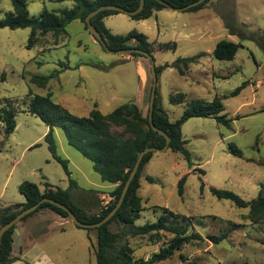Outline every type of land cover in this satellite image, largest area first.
Masks as SVG:
<instances>
[{
	"label": "rangeland",
	"instance_id": "obj_1",
	"mask_svg": "<svg viewBox=\"0 0 264 264\" xmlns=\"http://www.w3.org/2000/svg\"><path fill=\"white\" fill-rule=\"evenodd\" d=\"M25 1L31 17H39L45 9L60 14L75 5L59 0ZM0 8V18L13 12L12 0H0ZM104 23L115 35L136 31L155 44L156 66L169 65L159 74L157 100L170 121L179 120L190 101L211 102L215 97L222 98V114L231 120L226 127L213 118L189 119L182 134L190 163L169 149L153 153L144 167L139 195L145 210L135 226L157 222L168 209L180 216L172 217L169 224L188 226L189 235L203 237L154 264H264V220L251 221L249 208L218 199L210 190L232 191L251 201L264 187V0H208L198 11L165 8L139 21L119 13L106 17ZM30 34L29 28L0 29V226L3 215L19 212L27 202L19 191L22 182H32L41 191L45 183L70 188L64 168L52 158L42 137L48 127L28 112L35 96L51 95L55 103L78 117L88 116L94 108L107 115L127 103L137 104L144 117L149 113L153 80L146 57L108 53L80 20L69 23L65 34L41 35L32 49L27 48ZM222 40L241 44L234 60L214 58L213 51ZM169 42L177 44L176 51L157 49L158 44ZM196 55L201 57L185 75L172 67L179 58ZM62 62L69 65L67 69L59 65ZM54 72L58 74L51 78ZM34 76L49 77L48 85L33 84ZM243 83L246 87L230 96ZM178 93L185 95V101L172 103L170 95ZM3 108L15 112L17 128L10 136L1 121ZM55 134L59 155L69 161L71 178L80 189L92 191L71 188L74 202L87 213L99 215L113 203L111 192L116 186L102 182L93 163L68 145L61 129ZM231 144L242 151V157L232 153ZM147 176L155 183L148 182ZM184 176L180 196L178 182ZM109 228L118 236L119 245L129 244L135 257L145 260L174 237L166 232L133 236L131 226L117 222ZM226 231L229 237L219 244L209 238ZM14 237L15 255L20 246L23 251L13 264H97L96 229H79L48 208L19 222Z\"/></svg>",
	"mask_w": 264,
	"mask_h": 264
},
{
	"label": "trees",
	"instance_id": "obj_2",
	"mask_svg": "<svg viewBox=\"0 0 264 264\" xmlns=\"http://www.w3.org/2000/svg\"><path fill=\"white\" fill-rule=\"evenodd\" d=\"M60 2H74L72 9H65L59 13L45 9L39 17H31L25 0H12L13 12L6 14L0 18V29H30L31 34L28 39L27 48H34L39 37L43 34L53 33L59 36L66 33L67 25L72 21L80 20L88 28L86 17L98 7L103 5H116L127 11H135L140 6V0H59ZM169 5L175 8H181L198 0H165ZM208 2L194 7L188 11H198ZM166 7L155 0H145V7L141 13L132 16L133 20H146L153 16L157 11H161ZM2 10L0 8V15ZM119 14L115 11H104L99 13L92 19V23L106 40L107 45L114 51L138 48L152 55L154 43L149 42L148 37L144 34L132 31L127 35H115L105 25L106 17ZM132 42L136 44L133 45ZM241 44L228 40H222L213 51L215 59L220 61H232L235 59ZM157 49L161 51L177 50L175 42L160 43ZM136 57H144L134 54ZM201 55L188 58H179L174 64L180 75H185L191 65L196 64ZM63 68H68V64L62 62L59 64ZM165 66L157 67L159 74ZM58 72H54L50 77H56ZM49 77L34 76L31 82L40 88L48 85ZM247 83H243L235 89L230 96H237ZM158 93V92H157ZM32 96V93H30ZM226 98V96H224ZM170 101L172 103H183L185 95L182 93L171 94ZM224 106L221 97H215L211 102L203 100H192L188 103V107L184 111L182 117L172 122L158 105L157 95L155 102V110L153 122L154 125L165 132L170 138V150L181 153L190 163V154L186 149V141L183 138L182 127L191 118H213L218 123L230 127L231 120L223 115ZM28 112L39 118L49 129L44 137L52 158L62 165L66 175L70 180V188L63 190L56 188L49 183H45V190L41 191L38 185L24 181L19 186V191L27 200L26 204L21 205L22 209H27L43 198L54 199L71 209L76 217L84 223H98L103 220L115 207L120 199L124 185L133 170L139 154L148 147L163 148L166 145L164 136L155 132L149 122V113L146 117L142 114L140 108L135 103H127L116 108L110 114L104 115L100 110L94 108L88 116L78 117L61 105L52 100V96H35L30 100ZM1 121L5 124V134L10 136L17 128L15 121V112L12 109H1ZM61 129L64 132L69 146L76 149L84 158L93 163V169L98 173L104 183L116 185L111 192L113 203H111L99 215L89 214L87 211L78 206L71 194V188L76 187V182L71 178L72 172L69 168V161L59 155L58 145L56 141L55 130ZM122 129V131H115ZM232 153L238 157H242L236 145L231 144ZM153 153L147 154L140 166L139 172L133 180L126 199L121 209L107 224L97 228V246L96 260L97 264H154L170 259L177 250H181L186 244L194 240H202L203 237L199 233L188 234V226H174L169 224L172 217L179 218L172 211L164 209V214L155 223H148L143 226H135L143 207V199L139 195L141 187L140 180L143 170ZM146 180L155 183V179L147 176ZM186 184V176L182 177L178 182V192L180 196L184 194ZM204 187V184L202 185ZM211 193L218 199L229 200L238 208H249L247 216L253 222L264 220V187L260 190L259 196L251 201L244 200L238 194L222 190L215 187L210 188ZM50 209L62 218H69L64 210L49 204H42L36 211L25 217L23 220L40 212L43 209ZM19 212L9 213L2 216L1 226L12 221ZM120 223L132 227L133 236H145L150 234H160L166 232L174 237L159 252L154 253L148 260L136 258L134 249L129 245H119L118 236L113 233L109 226L114 223ZM0 226V227H1ZM15 227L8 230L3 236L0 245V264H13L17 258L12 256ZM79 228V227H78ZM80 229V228H79ZM230 232H223L219 236H210L209 238L216 244H219L229 237ZM30 264V263H25Z\"/></svg>",
	"mask_w": 264,
	"mask_h": 264
},
{
	"label": "water",
	"instance_id": "obj_3",
	"mask_svg": "<svg viewBox=\"0 0 264 264\" xmlns=\"http://www.w3.org/2000/svg\"><path fill=\"white\" fill-rule=\"evenodd\" d=\"M157 2H159L160 4L164 5L166 8L170 9L171 11L174 12H184V11H188L194 7H197L201 4H203L206 0H198L194 3H191L189 5H186L184 7L181 8H175L172 7L171 5H169L165 0H155ZM145 7V0H140V6L138 7V9H136L135 11H127L122 7L116 6V5H103L101 7H98L97 9H95L94 11H92L87 17H86V24L88 26V30L89 32L93 35V37L97 40L98 43H100V45L105 49V51H107L110 54H118L120 56H132L134 54H139L142 55L144 57H146L151 64V74H152V90H151V99H150V105H149V122L151 125V128L159 133L160 135L164 136L166 139V145L163 148H155V147H148L146 149H144L138 156V159L135 163V166L133 168V170L131 171L125 185L124 188L122 190L120 199L118 200L117 204L115 205V207L113 208V210L100 222L98 223H84L82 221H80L76 215L71 211V209L69 207H67L66 205L51 199V198H43L41 201H39L37 204L24 209V210H20L18 215L10 222H8L7 224H4L3 226L0 227V245L3 239V236L5 235V233L10 230L11 228H13L14 226H16L19 222H21L25 217H27L28 215H30L31 213H33L34 211H36L42 204L44 203H49L52 204L62 210H64L65 212L68 213L69 215V219L79 228L81 229H97L100 228L101 226L107 224L108 222H110V220L116 215V213L121 209L126 196L128 194V191L130 189V186L133 182V180L135 179V177L137 176L140 166L143 162L144 157L149 154V153H163L166 152L170 149V142H171V138L162 130L158 129L153 122V117H154V110H155V102H156V95H157V87H158V72H157V66H156V62L155 59L153 57V55L149 54L148 52L138 49V48H127V49H122V50H118V51H114L111 48H109V46L107 45L106 40L103 38L102 34L98 31V29L96 28V26L92 23V19L97 16L99 13L104 12V11H115L118 13H124L130 17L135 16L139 13H141V11L144 9ZM5 214L8 213L7 210L4 211Z\"/></svg>",
	"mask_w": 264,
	"mask_h": 264
},
{
	"label": "crops",
	"instance_id": "obj_4",
	"mask_svg": "<svg viewBox=\"0 0 264 264\" xmlns=\"http://www.w3.org/2000/svg\"><path fill=\"white\" fill-rule=\"evenodd\" d=\"M162 11V10H161ZM157 12H160V11H157ZM157 12H155V13H157ZM154 13V14H155ZM153 14V15H154ZM139 68V67H138ZM137 73L138 74H141V69L139 68V69H137ZM48 131H49V129L47 128L46 129V131L44 132V134H43V136L42 137H45V135L48 133ZM55 133H56V130H55ZM56 135V134H55ZM103 182V181H102ZM76 185H77V183H76ZM109 186H110V188L111 187H114V186H116V185H114V184H109ZM77 188H78V190L79 191H81V192H83V193H90V192H92L91 190H88V191H86V190H82V189H80L79 188V186L77 185ZM72 194V196H73V193H71ZM54 214H56V213H54ZM57 215V214H56ZM59 216V215H58ZM60 217V216H59ZM62 218V217H61ZM65 220H66V222H67V219L66 218H64ZM16 236H18V235H16ZM16 246V237H14V243H13V252H12V256L14 257V258H17V259H20V255H21V253H22V251H23V247L22 246H20V248H19V250H18V255H15V247Z\"/></svg>",
	"mask_w": 264,
	"mask_h": 264
}]
</instances>
